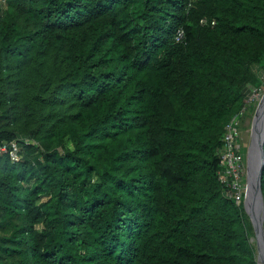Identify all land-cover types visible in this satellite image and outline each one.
I'll use <instances>...</instances> for the list:
<instances>
[{
    "label": "trees",
    "instance_id": "trees-1",
    "mask_svg": "<svg viewBox=\"0 0 264 264\" xmlns=\"http://www.w3.org/2000/svg\"><path fill=\"white\" fill-rule=\"evenodd\" d=\"M253 65L264 0H0V264H257L217 153Z\"/></svg>",
    "mask_w": 264,
    "mask_h": 264
},
{
    "label": "built area",
    "instance_id": "built-area-1",
    "mask_svg": "<svg viewBox=\"0 0 264 264\" xmlns=\"http://www.w3.org/2000/svg\"><path fill=\"white\" fill-rule=\"evenodd\" d=\"M200 23L205 24L207 20L201 19ZM214 24V21H211ZM183 36L180 31L177 34V40ZM257 90L253 89L251 94L245 99V105L234 115L225 125L221 138L222 146L217 152L220 161L219 180L224 187L227 197L240 200L241 194L244 196V189L241 191L239 181L246 165L245 152L238 142L239 137V118L249 105L255 103ZM27 142V139L24 140ZM7 155L12 162H17L22 157L21 146L18 140L0 141V156Z\"/></svg>",
    "mask_w": 264,
    "mask_h": 264
},
{
    "label": "rangeland",
    "instance_id": "rangeland-1",
    "mask_svg": "<svg viewBox=\"0 0 264 264\" xmlns=\"http://www.w3.org/2000/svg\"><path fill=\"white\" fill-rule=\"evenodd\" d=\"M252 70H253L255 75L260 77L261 81L260 80H259V82L256 81V85L253 88L254 90L255 89L257 90V96H256L257 98H256L255 103L251 104L252 105L251 108L248 107L246 110H244L243 114L239 118L238 142L242 148L243 147L245 148V159H246L245 169L243 170V173L240 176V181H239L241 191L243 190V187H245L246 185H249L250 177H252L249 166L251 163V157L253 156V154H251L252 153L251 149H252V145H253V130H254L253 126H254V120L256 117L255 115L257 113L258 104H259L260 100L264 97V67H262L261 65H253ZM253 89H249V90L252 91ZM254 127L256 128L257 126H254ZM66 144L68 146H70L69 142H66ZM248 200H249V197L246 200V202H247L246 213H247V215L249 217V221L253 227V230L250 232V235H252V238H253V242H251L250 240L249 241L254 248L255 256L257 258L258 257L257 256V249L258 248L256 246V243H258L259 237H258V234L256 233V231H254V228H256V227H255L254 219L250 213V203H248ZM239 203L242 204L241 199L237 200V204H239ZM242 206H243V204H242ZM263 227H264V224H263ZM262 252H263V256H264V251H262Z\"/></svg>",
    "mask_w": 264,
    "mask_h": 264
},
{
    "label": "bare ground",
    "instance_id": "bare-ground-1",
    "mask_svg": "<svg viewBox=\"0 0 264 264\" xmlns=\"http://www.w3.org/2000/svg\"><path fill=\"white\" fill-rule=\"evenodd\" d=\"M262 101L264 104V97H263ZM263 125H264V105H263L262 109L260 106L257 110V113H256L254 126H257V127L255 128L253 126V128H254V130H253L254 140H253V145H252V149H251V151H252L251 154H253V156L251 157V163L249 166L252 177H250L249 185H247L248 195L246 198L244 197V205H245L244 208L246 211H247L246 200L248 199V197H249V199H252V193H254L255 171L254 172H252V171L258 165V161L260 160V145L259 144H260V136H261L260 134L262 132L261 130L263 128ZM250 213L254 219V223H255V227H256L255 231L259 237V244H260V246H262L261 231L263 230V233H264V227H263L264 216H263V220L261 222V227H260L259 220H260V216H261V209H257V206H255V204L250 203ZM251 242H253V238L251 239ZM257 258H258L259 264H264V256H263L262 249H260V251L258 252Z\"/></svg>",
    "mask_w": 264,
    "mask_h": 264
},
{
    "label": "water",
    "instance_id": "water-1",
    "mask_svg": "<svg viewBox=\"0 0 264 264\" xmlns=\"http://www.w3.org/2000/svg\"><path fill=\"white\" fill-rule=\"evenodd\" d=\"M262 100H263V98L260 100V102L258 104V108L261 106V109L263 108V105H264ZM258 108H257V110H258ZM261 131L262 132L260 134L261 136H260V144H259L260 145V160L258 161V165L252 171V172L255 171L254 193H252V199L248 200V203H253V204H255V206H257V209H261V216H260V220H259L260 227H261V222H262L263 216H264V198H263L262 191H261V174H262L263 160H264V150H263L264 125H263V128ZM253 140H254V135H253ZM247 195H248V190H247V185H246L245 190H244V197L246 198ZM243 207H245L244 204H243ZM254 231H255V228H254ZM261 239H262V241H261L262 246H260L259 241H258V243H256V246L258 248L257 256H258V252L260 251V249H262V251H264V233H263V230L261 231ZM256 261H257V264H259L258 258H256Z\"/></svg>",
    "mask_w": 264,
    "mask_h": 264
}]
</instances>
